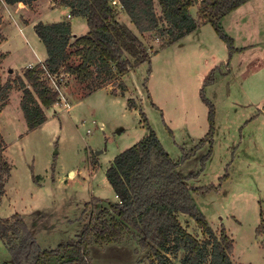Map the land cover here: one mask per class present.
<instances>
[{
    "label": "rangeland",
    "instance_id": "1",
    "mask_svg": "<svg viewBox=\"0 0 264 264\" xmlns=\"http://www.w3.org/2000/svg\"><path fill=\"white\" fill-rule=\"evenodd\" d=\"M154 3L159 14L157 0ZM57 5V0H35L30 7L20 4L19 10L12 11L22 17V23L35 26ZM198 5L189 12L202 26L206 23ZM7 8L0 0V19L11 11ZM117 18L139 35L124 12H118ZM66 19L63 16L61 21ZM81 24L85 31H81ZM220 26L234 47L247 49L228 59L225 44L208 23L198 37L185 36L166 47V37L143 34L141 39L151 55L149 63L130 67L107 84L104 88L111 93L95 90L90 95L95 82L79 83L65 75L62 89L68 107L54 104L45 109L46 123L32 131L27 129L20 108L22 91L13 85L0 102L1 110L8 105V117L4 116L0 128L7 144L4 159L11 165L0 201V219L20 214L43 250L74 240L92 212V205L86 204L100 199L96 207L101 208L117 199L105 174L114 157L147 135L150 128L178 164L177 174L183 178L197 175L186 180V185L220 187L216 192L193 194L189 207L203 214L216 235L221 228L226 230L233 240V264H264V0L248 1L222 19ZM75 28L80 35L86 34V20L80 19ZM2 29L0 35L7 38L18 31L13 24ZM33 29L25 30L28 43L21 38V54L14 51L8 55L6 65L19 70L26 58L32 59V48L37 47L28 33ZM0 75L6 82L7 71ZM201 89L215 108L213 143L211 149L205 144L183 160L207 131V107L200 98ZM209 150L201 169V160ZM225 172L227 178L220 181ZM178 219L193 237L205 239L188 215L180 213ZM260 221L262 229L256 233ZM89 252L91 264L149 261L148 250L139 249L129 235L113 244L90 241ZM184 254L172 241L166 256L170 263L180 264ZM74 259L67 253L46 259L44 264H74ZM4 263L14 264L0 241V264Z\"/></svg>",
    "mask_w": 264,
    "mask_h": 264
},
{
    "label": "trees",
    "instance_id": "2",
    "mask_svg": "<svg viewBox=\"0 0 264 264\" xmlns=\"http://www.w3.org/2000/svg\"><path fill=\"white\" fill-rule=\"evenodd\" d=\"M2 1L7 6L21 4L30 7L35 0ZM57 1L58 5L70 10L68 20L38 22L34 26L46 50L44 63L26 69L23 76H16L14 81L8 78L3 83L0 75V102H4L13 85H18L22 91L20 108L29 131L46 122L45 109L57 102V93L48 84L46 71L51 75L64 73L79 83L95 82L92 92L102 89L119 79L130 67L149 63L151 55L141 39L143 34L155 33L159 38L166 37V47L196 30L200 24L191 17L189 9L197 3L204 23L210 24L225 44L230 59L239 49L225 34L220 21L250 0H157L159 14L155 11L154 0H117L121 12L129 18L139 35L120 23L118 11L111 6V0ZM71 17L84 18L88 28L86 34L74 40ZM3 59L4 54H0V67ZM120 87L124 89L123 85ZM200 98L207 107V132L197 146L184 155L183 160L205 144H209L211 149L213 143L215 108L204 96L203 89L200 90ZM130 100L127 103L131 109ZM1 109L0 106V112ZM144 122L147 123L145 117ZM4 146L0 133V201L11 173V165L3 157ZM209 156L210 150L201 160V169ZM177 168L178 164L171 160L155 132L148 128L147 135L115 156L106 170V178L116 201L101 208L96 207L100 199L94 198L86 204L92 205V212L74 240L61 242L55 249L43 250L21 215L15 213L8 219H0V241L14 264H44L46 259L67 253L74 255V264H91L90 241L113 244L125 235L135 240L139 249L148 250L149 261L144 264H172L166 256L172 241L176 249L185 252L180 264H206L207 261L208 264H233V240L226 230L221 228L216 235L203 214L197 208L189 207L193 194L216 192L220 187H189L185 181L197 175L180 177ZM226 178L227 172L220 181ZM180 213L188 215L200 227L205 237L203 241L183 228L178 219ZM261 229L262 222L257 226L256 233Z\"/></svg>",
    "mask_w": 264,
    "mask_h": 264
},
{
    "label": "crops",
    "instance_id": "3",
    "mask_svg": "<svg viewBox=\"0 0 264 264\" xmlns=\"http://www.w3.org/2000/svg\"><path fill=\"white\" fill-rule=\"evenodd\" d=\"M20 4H15L13 6H8L7 10H11V11H7V15L6 14H3L4 16L1 17V29L4 27L5 24H13V26L17 27V32L14 33V35L12 36V38H7L4 36H2V42L0 44V54H4V59L1 63V67H0V74H2V72L4 70L7 71V74L9 75L7 77L10 78V79H14L16 77V75L18 76H23V72L26 70V69H29V66H32L34 67L35 65L39 64V63H44L47 55H46V50L43 46V44L41 43L40 39L37 37L36 33H35V30L33 29L34 27V24L32 23H22L21 22V16L18 15L16 16L15 12H13L14 10H19V8H17V6H19ZM22 6V5H21ZM7 7V5H6ZM13 7H16L17 9H13ZM43 8V7H42ZM239 9V8H238ZM13 10V11H12ZM41 10V9H40ZM236 12V10L234 11ZM69 13H70V10L67 8V7H64V6H60V5H57L56 7L52 8V10L49 11V13H47V11L45 12V14L42 15V19L40 20V22H43V23H53V22H59L62 20V17L66 16L67 18H69ZM233 13V12H232ZM231 13V14H232ZM231 14L227 15L226 17L222 18V19H226L228 16H230ZM49 19V21H42L43 19L45 18ZM82 19L85 21V19L81 18V17H71L70 18V23H71V35H72V40L76 39V38H79L80 36H83V35H80L79 33L76 32V28H75V24H77V22H79V20ZM221 19V20H222ZM85 24V23H84ZM207 24V23H206ZM206 24L198 27L196 30H194L193 32H191L190 34H188L186 37L190 38V37H198V35L202 32V28L206 26ZM210 25V24H209ZM82 28H81V31L84 30L85 31V27H83V25L81 24ZM211 26V25H210ZM27 28H32L34 30L33 33H28L29 36H31V40H33V42L35 43V46L37 47V49H34L32 48V56L31 57L32 59L30 58H26L25 59V62L23 65H21L19 68V70H17L15 68V66H12L11 64L10 65H6V59L8 57V55H10L11 53H13L14 51H17V52H20L21 54V49H22V41H21V38L23 39V41L27 44L28 43V39L25 37V30ZM212 28V27H211ZM1 32H3V29L1 30ZM87 32H88V28H87ZM86 32V33H87ZM185 37V38H186ZM200 39V38H199ZM184 40V39H183ZM182 41V40H180ZM198 42H200L198 40ZM218 44V43H216ZM200 45H201V42H200ZM236 48V47H235ZM7 49V50H5ZM164 49V48H163ZM239 49L238 52H235L234 54H240L242 53L244 50H246L247 48L243 47V48H237ZM161 50H159V52L154 55L152 57V61L155 60V57L160 53ZM233 54V55H234ZM233 55L231 57H233ZM210 67V66H208ZM14 75V76H12ZM148 89V88H147ZM102 90H106L107 92L111 93L107 88H102V89H98V92L99 91H102ZM17 92V91H16ZM95 92V91H93ZM93 92H90V95L93 93ZM96 93V92H95ZM17 94V93H16ZM94 94V93H93ZM77 100V99H76ZM19 101H21V94H20V99ZM8 106V105H7ZM1 110L0 112V126L2 128L3 126V119L5 118L4 116L8 117V114L7 112H5L6 110V107ZM216 117V116H215ZM206 120H207V115H206ZM46 123V122H45ZM43 123L42 126L45 124ZM41 127V126H40ZM1 128H0V133H1ZM207 128H208V125H207ZM38 129V128H37ZM207 132V131H206ZM2 135V133H1ZM3 138V136H2ZM4 141V149H3V157L5 159L6 158V150H7V144L5 142V140L3 139ZM7 161V160H6ZM8 162V161H7ZM10 176H11V173H10ZM10 178V177H9ZM9 180V179H8ZM7 180V181H8ZM7 183V182H6ZM5 183V185H6ZM4 191H5V186H4ZM4 195H5V192H4ZM3 195V196H4ZM2 196V197H3Z\"/></svg>",
    "mask_w": 264,
    "mask_h": 264
},
{
    "label": "built area",
    "instance_id": "4",
    "mask_svg": "<svg viewBox=\"0 0 264 264\" xmlns=\"http://www.w3.org/2000/svg\"><path fill=\"white\" fill-rule=\"evenodd\" d=\"M112 4L115 6L114 8L118 12H121V6L117 0H114ZM29 68H32V66H29ZM43 68L45 69V67H43ZM45 77H46L50 87L54 91H56V93H57V102L55 104H57V105L62 104L64 106L68 107V103H67L66 98L63 95V89H62V84H64V82H65L64 81L65 74L61 73L59 75H51L49 72L46 71Z\"/></svg>",
    "mask_w": 264,
    "mask_h": 264
}]
</instances>
